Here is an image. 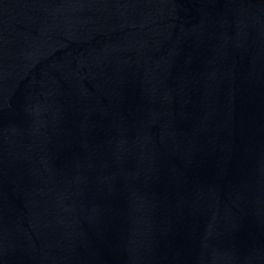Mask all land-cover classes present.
I'll return each instance as SVG.
<instances>
[{"label":"water","instance_id":"water-1","mask_svg":"<svg viewBox=\"0 0 264 264\" xmlns=\"http://www.w3.org/2000/svg\"><path fill=\"white\" fill-rule=\"evenodd\" d=\"M0 264H264V0H0Z\"/></svg>","mask_w":264,"mask_h":264}]
</instances>
